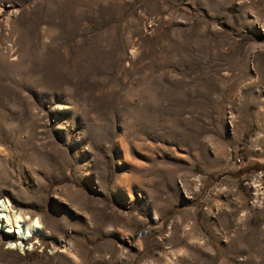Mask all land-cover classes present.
Masks as SVG:
<instances>
[{"label": "rangeland", "instance_id": "374dc122", "mask_svg": "<svg viewBox=\"0 0 264 264\" xmlns=\"http://www.w3.org/2000/svg\"><path fill=\"white\" fill-rule=\"evenodd\" d=\"M0 264H264V0H0Z\"/></svg>", "mask_w": 264, "mask_h": 264}, {"label": "bare ground", "instance_id": "6f19581e", "mask_svg": "<svg viewBox=\"0 0 264 264\" xmlns=\"http://www.w3.org/2000/svg\"><path fill=\"white\" fill-rule=\"evenodd\" d=\"M39 224L38 218H30L21 211L12 210L6 200H0V230L6 227V231H12L18 237L26 238L31 232L42 230L43 226Z\"/></svg>", "mask_w": 264, "mask_h": 264}, {"label": "built area", "instance_id": "2783aa9c", "mask_svg": "<svg viewBox=\"0 0 264 264\" xmlns=\"http://www.w3.org/2000/svg\"><path fill=\"white\" fill-rule=\"evenodd\" d=\"M11 232V231H10Z\"/></svg>", "mask_w": 264, "mask_h": 264}]
</instances>
